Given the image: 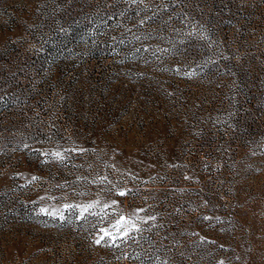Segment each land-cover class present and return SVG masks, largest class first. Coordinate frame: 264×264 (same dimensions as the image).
Returning a JSON list of instances; mask_svg holds the SVG:
<instances>
[{"label":"rangeland","instance_id":"rangeland-1","mask_svg":"<svg viewBox=\"0 0 264 264\" xmlns=\"http://www.w3.org/2000/svg\"><path fill=\"white\" fill-rule=\"evenodd\" d=\"M0 264H264V0H0Z\"/></svg>","mask_w":264,"mask_h":264},{"label":"snow or ice","instance_id":"snow-or-ice-1","mask_svg":"<svg viewBox=\"0 0 264 264\" xmlns=\"http://www.w3.org/2000/svg\"><path fill=\"white\" fill-rule=\"evenodd\" d=\"M55 156L60 157L61 153L56 152L54 153ZM121 195H124L123 192L120 193ZM97 202H93L90 203L88 205H72V204H64L63 207L65 209H72L73 207L79 208L80 209V216L83 217L84 213L87 212L91 207H93V204H95ZM104 207H108L107 204L104 205ZM42 212H48V209L45 208H41ZM49 215H58L61 219H64V215L62 211L59 210H53L52 212H48ZM154 219V217H153ZM126 220L125 217L121 216L120 219L118 221H116V226H115V232L124 238H127V235L129 233V231L131 230V228H136L137 225L135 223H131V221H129L128 223H124ZM130 224V227H129ZM101 233H103V235H101L98 239L95 240L96 244H100L102 242V240L104 239L105 236L110 237L111 240L113 242H115L117 240V235L114 234L113 232H110L108 229L106 228H102Z\"/></svg>","mask_w":264,"mask_h":264}]
</instances>
